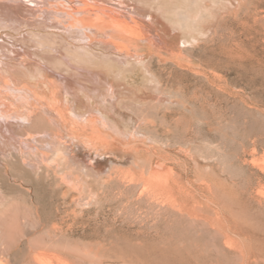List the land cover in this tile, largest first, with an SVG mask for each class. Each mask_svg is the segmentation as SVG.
<instances>
[{
  "label": "rangeland",
  "instance_id": "1",
  "mask_svg": "<svg viewBox=\"0 0 264 264\" xmlns=\"http://www.w3.org/2000/svg\"><path fill=\"white\" fill-rule=\"evenodd\" d=\"M96 1L115 7L118 13L124 14L120 18L125 22L131 20L128 13L134 18L132 22L139 21L134 24L146 36L143 43L152 46L148 48L142 43L143 48L138 51L143 60H133V66L146 75L145 84L150 85L155 97L171 98L172 103L159 112L121 107L120 111L131 115L136 126V133L126 139L103 129L100 122V125L87 124L82 133L87 143L90 140L93 155H88L91 151L85 152L83 147H74L68 150L73 161L69 158H65V164L57 161L59 167L39 161L36 168H31L15 156L5 160L0 149V264H264V89L255 93L245 89L264 76V55L262 66L247 65L241 75H231L232 80L214 85L198 69L200 60L210 57L212 46H218L228 36L231 23L234 27L237 25L235 22L244 15L249 0H217V5L225 4L226 10L218 12L213 27L208 26L204 34H197L198 39L180 36L174 46L171 35L179 34V30L168 28L166 32L163 28L168 25L158 10L141 14L136 8L131 13L123 5ZM128 2L133 4L131 0ZM29 6L35 10L44 8ZM37 10L33 12V15L36 12L34 17L29 16L31 19L0 21V68H23L25 63L28 68L35 65L34 70L42 68V80L48 82L44 91L36 89V94L50 101L55 96L64 110L59 87L64 82L61 75L68 78L64 87L73 83L67 88H75L80 98L97 94L100 104H109L111 95L103 96L107 89L98 88L94 80L97 78L85 81L87 75L82 72L85 70L82 66L76 64V67L70 61L68 64L75 68L67 69L59 54L53 60L57 64L49 65L46 59L31 52L24 54L21 46L34 50L36 47L32 45L39 44L37 50L41 56L56 54L40 50L43 45L66 54L58 45L61 41L116 60L117 52L108 43L110 38L112 41V34L104 36L97 30H88L84 36L75 29L65 28L68 20L64 17H57L60 23L53 18L46 20L44 11ZM226 19L229 20L225 23ZM214 33H218L215 43L210 42ZM42 35L54 39L53 47L46 41L43 44L36 41ZM48 68L55 70L51 74ZM57 68L62 71L58 72ZM0 73V77L6 76L3 71ZM154 84L157 89H152ZM117 91L120 98L128 94L123 85L117 86ZM24 120L2 122V126L9 127L14 139L33 138L37 147L50 143L49 146L64 151L65 142L71 140L66 134L62 139L41 111L36 112L34 119H26V123ZM104 141H113L114 150L108 149L107 153ZM12 143V148L18 149V144ZM96 145L100 147L94 148ZM168 147L174 151L182 149L177 155L180 162H176L180 164L167 166L180 169L192 181L190 190L195 192L194 198L202 209L197 211L210 218V223L193 222L187 216L170 212L155 196L165 169L153 173L147 162H164ZM27 157L30 156L23 159ZM95 158L101 162V169L104 168L102 179L84 173L91 169L89 163ZM53 225L62 231H53ZM60 259L63 261L59 262Z\"/></svg>",
  "mask_w": 264,
  "mask_h": 264
},
{
  "label": "bare ground",
  "instance_id": "2",
  "mask_svg": "<svg viewBox=\"0 0 264 264\" xmlns=\"http://www.w3.org/2000/svg\"><path fill=\"white\" fill-rule=\"evenodd\" d=\"M128 1L129 0H126L124 2H121L119 0H105V2L110 3V5L111 4L118 5V6L123 5L127 8H130L131 11L129 12L131 13L136 12L137 11L136 8L139 9L137 12L141 14L148 13L150 9L158 10L162 14V16L164 17L163 19H165L168 25V27L163 28L166 32H168L167 31L168 28L172 30L177 29V31L179 30L178 31L179 34L171 35L172 45L180 36L196 39L197 34L198 35L204 34L208 26H210L211 28L213 27L212 24L217 19V16L219 17L218 12L223 9L226 10L225 4L220 3L219 5H217L218 4L217 0L204 1L203 3L201 2L202 4L196 0L195 1L194 0H131L133 1V4L129 3ZM137 3H140V5ZM29 4H33V6H43L44 7L43 9L38 8V10L44 11V13L46 14V20H48V18L49 19L53 18L55 19V21L60 23V21L57 20V17H60V16L62 18L64 17V19L68 20L67 26L66 27L64 26V27L75 29L81 35L85 36L88 30H97L99 31L101 35H104V36H106L107 33L112 34V41L110 38V41L108 43H110L112 48L117 52V55H115L116 60L97 55L98 53L94 54L92 52H88L87 50L89 48H87L86 50L87 52H86L84 48L77 49L76 47H71L64 43L62 44L61 41H59L58 45L63 48L66 54L61 53L55 48L54 49L46 48L47 46L45 47V45H43L40 47V50H43V51L49 50L48 53L51 50L52 52H55L56 54L41 56L37 50L39 49V44L32 45L33 47H36L34 48V50H30L31 48L30 44H29L30 48L21 46V50L24 54L28 55L27 53L31 52L35 54L36 56H39L41 59H46V63L49 65L57 64L53 60L57 58L56 55L59 54L62 56L63 64L69 67L67 69H70V67L75 68L68 64V62L70 63V61L71 63L75 62V66L76 64H78V66L79 65L82 66L83 69H85V70H82V72H84L87 75V77L85 78V81H91L94 78H97V80L96 79L94 80L96 84L98 85V88L107 89L106 90L107 92L104 93L103 96L106 97L107 95H111L112 99L110 100L111 102L109 104H100L98 102V99H96L97 96H95L97 94L95 95L91 94L90 96H86L85 99L84 98L82 99L78 96V93L76 92L75 88L73 89L67 88L68 86H70V84H68L67 87L66 86L64 87L65 82H66L65 80L68 81V78L67 76L63 77L61 75V78H63L64 82L59 83L60 93H61L59 94L61 95L62 102L65 103L64 105L65 110H66L65 111L64 109H62L61 103L58 102L54 98L55 96H53L52 101H50L48 100V98H43L39 96L38 94H36L35 92L36 89H40L44 91L45 87L47 86V82H48V81L46 82L42 80L41 76L44 77V75H41V71H40L42 68L36 67V68H39V70L38 69L34 70L35 65H33V68H30V67L28 68V67H25L26 63L23 65V68H19V66H16V67L14 66L12 68L8 67L9 69L7 70H3V68L2 69L0 68V71H3V73H5L6 75L3 77L2 76L0 77V81H1V78L5 80L3 86L0 87V119L2 120L0 122V149L2 151V155L5 158V160L15 156L16 158H19L22 161V163H24L23 165H27L31 168H34V167L36 168V162H39V161H44L46 163H49V162L55 163L56 166H58L57 165L58 162L61 161L62 163H64L65 158L66 159L69 158L71 162L73 161V158L70 156V153L68 150L70 149L74 150V147H77V148L83 147L85 149V152L86 150L91 151V154H88V155L92 156L93 155V152L91 149L92 144L91 145L88 144L90 143L89 142L90 140L88 141V143L85 141L87 140V137H85V135L82 133L84 132L83 127H85L87 124H91V125L99 124L100 125L101 123V125L105 127L103 129H107L109 130V132L113 133L114 135L119 136V137H124V139H126L125 137L127 138L131 137L132 135L136 133V128H135L136 126L133 122L134 119L131 115L125 114L122 111H120L121 107L128 108V109L138 108L143 111L154 109L155 111L159 112V110H161L162 108H166V106L169 107L168 105H171L170 104L172 103L171 98H168V97L166 98L163 96L155 97L152 94V91L150 92V88H149L150 85L148 86L147 84H145V81H147L145 78L146 75L144 76L143 75L144 73L140 71L137 72V69L133 66V63H132L133 60L139 59L140 62L143 60V56L139 53L140 51L139 48L141 49L143 48L141 47V45L144 44L143 42L146 36H143V33L140 31L141 29H138L137 25H135L139 21L135 19L136 21L132 22L133 17L131 18L130 13H128L127 15L131 19V20L129 19L130 22H127V21L125 22L124 19H121L122 18L121 16L124 14L121 15V13H118L115 7L114 8L107 7L101 3H98L96 0H56V1L55 0H0V21L7 22V23H13L17 20L31 19L29 16L32 15V17H34L36 12L34 13V15H33V12L36 11L37 8L35 10V8L30 7ZM243 14L244 15L240 17L239 19H237V21L235 20L236 21L235 24H237L235 27L233 26V23H231L230 26H232V28L230 27L228 36H226L219 43L218 46L217 45L212 46L210 50V57L206 59H201L199 62L198 69H200L203 72L205 79L213 85L218 82H222V81L227 82L229 80H232L230 78L231 75H237V76L241 75L242 73L241 70H243L247 65L249 66L251 65V67L263 65L262 56L264 55V45H262L261 43L264 42V0H249L248 7L246 8L245 13ZM227 20L229 19H226L225 23L227 22ZM32 27H35V26H32ZM217 34L218 33L216 34L214 33L213 37L210 39V42H214ZM147 37L149 36L147 35ZM52 40L54 39H52L50 35H46V36L42 35V36H39L36 41L38 43L42 42V44L44 41H46L50 43L51 45L52 43H55ZM148 42L149 41H147V43ZM150 42L152 43V41ZM33 43L35 44L36 42L34 41ZM23 44H25V41L23 42ZM144 46L146 47L147 45L144 44ZM149 46L147 47L149 48ZM144 49H147V48H144ZM45 54H47V52ZM1 66H3V64ZM29 66L32 67V65H29ZM43 66L45 65L43 64ZM52 69L53 71L55 70L54 68ZM57 69L59 70L58 72L62 71L61 68H57ZM44 70H45V67H44ZM140 70H143V69H140ZM47 71H50L49 68L47 69ZM53 71H50L49 73ZM253 82H254L253 85H249L248 87L246 86L245 89H248V90L250 89L253 93L257 92L258 90L264 89V76L259 78L256 82L255 81ZM119 85H123V88L125 89V91L128 92V94L122 96V98L118 97L119 92L117 91V86ZM154 85L155 86L152 87V89L154 88L157 89L156 84ZM71 86H73V83L71 84ZM77 87L81 90L83 89V88H80L79 86ZM154 101L158 102V104L155 105L153 103ZM119 103L120 104L123 103V105L120 106ZM26 110H29L30 113L27 114ZM38 111H41L44 117L48 119V122L50 123V125L54 126L58 130V133L62 136V139L64 137L63 136L64 134H66L67 137L71 139L70 141L65 142L66 148L64 151L63 149L61 150L58 148H54V146L51 147L52 145L49 146L50 143L42 147L41 146L37 147L35 145V141L33 138H31L30 140L20 139L18 137L14 139L12 132L8 130L9 127L3 128L2 126L3 124L2 122L8 123V122L13 121L14 119H19V120L20 118L25 119V120L34 119V117H36V112ZM162 118H164V115ZM54 136L56 135L54 134ZM51 138H54V137L51 136ZM46 141H47V138H46ZM12 142L15 144L16 143L18 144L19 146L18 149L12 148L13 147L11 146ZM104 142L106 143V147H107L106 151L108 149L114 150L113 141L112 142L104 141ZM15 146L17 147V145ZM96 146L97 147H94V148L100 147L98 145ZM181 150L182 149H180L179 151ZM179 151H174L173 149L168 147L167 152L164 153L165 154L164 162L159 163V162H153L152 160H151L152 162L150 161L147 162V163H150L149 167L153 173L159 172V170L161 169H165L164 170L165 172L163 174L161 173V178H160L161 185H159L158 189H156L157 187L155 188L156 190L154 191L155 192L154 194L157 198L162 200V202L164 203L163 206L167 208L168 211L170 210V212H176L179 216H187L189 219L193 220V222L194 221L197 222L200 220V221L210 223V218L200 213L201 212L199 210L200 206L197 204V201L194 198L195 192H192V190H190L191 187L189 186V184H191L190 182L192 181H190V179L187 176L185 177L183 175L184 173H182L180 169H174L175 167H171V166L168 167L169 165L167 166V164H170V163L174 165V164H177L176 162H180V160H178L177 158V155L180 153ZM109 152L111 153V151ZM114 152L115 151H113L112 153ZM115 153L117 154V152ZM27 155L30 156L31 158L29 157L30 158L29 159L27 157L28 159L24 160L26 159L24 158V156H27ZM186 156L188 157L189 153H187ZM191 158L193 157H190L189 159L191 160ZM80 161L81 160H79V162ZM193 161H195L194 158H193ZM181 163H183V161ZM85 164H87V162H85ZM100 164L101 162L97 160V158H95V160L89 163V166L91 167V169H89L88 171H85L84 173L90 177L102 179L101 176L105 173V171L103 170L104 168L101 169ZM184 165H185V162H184ZM194 176H195V173H194ZM196 181L198 182L199 180H196ZM204 183L206 184V182ZM206 186L208 187L209 185L206 184ZM197 209L200 212H198ZM54 222L56 223V220ZM42 228H44V226H42ZM52 230L57 232L56 230H59V229L56 225H53ZM47 234H48V231H47ZM63 250L64 249H62V252ZM55 256L58 257L59 255L58 256L55 255ZM62 261L63 260L61 259L59 260V262H62ZM56 262H58V260Z\"/></svg>",
  "mask_w": 264,
  "mask_h": 264
}]
</instances>
